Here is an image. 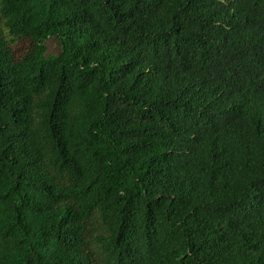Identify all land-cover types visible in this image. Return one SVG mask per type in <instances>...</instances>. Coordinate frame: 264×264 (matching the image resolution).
<instances>
[{
  "label": "trees",
  "instance_id": "1",
  "mask_svg": "<svg viewBox=\"0 0 264 264\" xmlns=\"http://www.w3.org/2000/svg\"><path fill=\"white\" fill-rule=\"evenodd\" d=\"M0 264H264V0H0Z\"/></svg>",
  "mask_w": 264,
  "mask_h": 264
},
{
  "label": "rangeland",
  "instance_id": "2",
  "mask_svg": "<svg viewBox=\"0 0 264 264\" xmlns=\"http://www.w3.org/2000/svg\"><path fill=\"white\" fill-rule=\"evenodd\" d=\"M49 53H57L59 51V43L56 38H50L47 42ZM15 54L17 57L21 56V53H23L25 50H27V43L21 42L17 45L13 46Z\"/></svg>",
  "mask_w": 264,
  "mask_h": 264
}]
</instances>
